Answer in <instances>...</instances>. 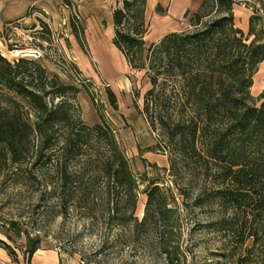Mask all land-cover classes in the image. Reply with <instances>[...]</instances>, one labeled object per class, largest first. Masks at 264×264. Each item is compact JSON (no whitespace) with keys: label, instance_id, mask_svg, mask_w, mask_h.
Segmentation results:
<instances>
[{"label":"trees","instance_id":"obj_1","mask_svg":"<svg viewBox=\"0 0 264 264\" xmlns=\"http://www.w3.org/2000/svg\"><path fill=\"white\" fill-rule=\"evenodd\" d=\"M236 1L201 0L187 29L168 32L145 47V0H122L111 12V42L129 69L147 74L150 87L142 106L133 105L148 130L160 128L180 158H204L206 172H214L207 199L196 194L194 206L216 208L218 217L210 225L236 237L238 247L251 239L246 256L259 249L262 262L264 91L256 105L250 87L264 59V13L256 10L243 32L234 24ZM256 1L264 9V0ZM78 90L35 59L9 61L0 52V183L34 186L31 211L38 215L64 222L75 213L89 227L102 222L109 230L138 232L160 226L169 233L178 213L169 204V189L150 184L141 218L134 215L138 180L114 130L103 121L86 124L80 118L71 102ZM106 94L116 109L108 87ZM20 223L9 220L0 227V246L11 262L18 263L19 252L29 264L40 239L30 238ZM159 246L173 254L170 264H185L176 253L178 244L167 236Z\"/></svg>","mask_w":264,"mask_h":264},{"label":"rangeland","instance_id":"obj_2","mask_svg":"<svg viewBox=\"0 0 264 264\" xmlns=\"http://www.w3.org/2000/svg\"><path fill=\"white\" fill-rule=\"evenodd\" d=\"M89 1L61 0L59 20L55 24L47 22L48 30L42 29L37 19L35 23L0 24V52L9 61L18 57L35 59L49 74L55 73L61 81L75 84L79 90L71 102L83 122L103 121L114 130L138 180L134 213L138 219L143 214L145 191L152 183L169 189V204L178 213L169 222V233L160 226L138 232L127 227L109 230L102 222L89 227L75 213L62 222L60 217L32 213V201L37 193L34 186L21 185L18 189L6 181L0 183V227L9 220L23 222L22 229L30 238L39 237L41 248L61 249L62 264H170L173 254L167 255L159 246L164 236L178 244L176 253L185 264H264V260L259 262V249L246 256L244 249L250 247L251 239L246 240L243 248L238 247L236 237L210 225L218 217L216 208L194 206L196 194L201 193L204 201L207 199L214 172H206L204 158L194 155L191 159L180 158L160 128L148 130L133 105L135 101L139 108L142 106V95L150 87L147 74L144 70L127 68L125 57L112 46L109 14L112 11H109L113 5L104 7ZM114 1L115 7L121 6L122 0ZM200 2L145 0L144 46L168 32L187 29ZM186 10L188 13L184 16ZM256 10L264 13L256 0H237L232 10L235 26L246 32L249 18ZM6 12L4 9L1 16L5 17ZM94 19L99 21V27L93 23ZM16 50L18 53L14 55ZM263 82L264 59L258 64L250 87L256 105L260 102L258 95L264 91ZM107 87L115 95L116 109L108 100ZM155 142L157 147L146 149ZM261 225L264 231V217ZM16 242L21 244L23 240L17 238Z\"/></svg>","mask_w":264,"mask_h":264},{"label":"crops","instance_id":"obj_3","mask_svg":"<svg viewBox=\"0 0 264 264\" xmlns=\"http://www.w3.org/2000/svg\"><path fill=\"white\" fill-rule=\"evenodd\" d=\"M60 1L61 0H0V24L7 25L14 21H22L25 24L30 21L35 23L36 19H41L46 23L51 22L52 24H55L59 20L62 12ZM76 1L77 3H84L86 0ZM89 2H96L104 7L107 4L109 6L112 4L113 6L109 12H111L116 6L114 0H90ZM4 9H6L7 12L6 16L2 17L1 12ZM109 14L111 17V13ZM88 15L90 16L91 14ZM93 23L98 27L100 25L99 21H96L95 19L93 20ZM112 46L117 49L113 44ZM73 51H75V49ZM83 58L85 60L84 62H86V57L84 55ZM78 63L80 65L81 62L78 60ZM17 253L18 263H13L6 250L0 246V264H25L21 254L19 252ZM29 264H62V261L58 251H54L53 248L39 247L30 257Z\"/></svg>","mask_w":264,"mask_h":264},{"label":"bare ground","instance_id":"obj_4","mask_svg":"<svg viewBox=\"0 0 264 264\" xmlns=\"http://www.w3.org/2000/svg\"><path fill=\"white\" fill-rule=\"evenodd\" d=\"M17 53H18V51L16 50V52H15V53H13V54L15 55V54H17ZM263 84H264V82H263ZM39 253H40V252H39Z\"/></svg>","mask_w":264,"mask_h":264}]
</instances>
